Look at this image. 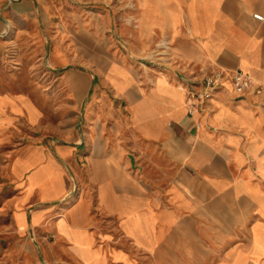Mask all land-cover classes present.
Wrapping results in <instances>:
<instances>
[{"label": "crops", "instance_id": "obj_1", "mask_svg": "<svg viewBox=\"0 0 264 264\" xmlns=\"http://www.w3.org/2000/svg\"><path fill=\"white\" fill-rule=\"evenodd\" d=\"M132 4V46L154 65H112L70 142L47 147L35 103L0 92L4 259L264 264V108L228 79L240 70L264 86V0ZM218 70L222 84L188 115V82Z\"/></svg>", "mask_w": 264, "mask_h": 264}, {"label": "rangeland", "instance_id": "obj_2", "mask_svg": "<svg viewBox=\"0 0 264 264\" xmlns=\"http://www.w3.org/2000/svg\"><path fill=\"white\" fill-rule=\"evenodd\" d=\"M132 6V0H0V92L24 93L35 103L47 147L70 142L63 134H74L77 125L84 130L92 91L112 65L132 71L154 65L152 51L140 55L132 46ZM67 75L77 81L69 90ZM10 251L0 250L2 262L18 264L17 250L4 259ZM29 251L38 262L37 250Z\"/></svg>", "mask_w": 264, "mask_h": 264}, {"label": "built area", "instance_id": "obj_3", "mask_svg": "<svg viewBox=\"0 0 264 264\" xmlns=\"http://www.w3.org/2000/svg\"><path fill=\"white\" fill-rule=\"evenodd\" d=\"M257 20H262L260 15H253ZM224 71L218 70L206 76L200 84L188 82L185 90L184 105L188 115L193 116L198 110L204 108L213 97L218 87L224 80ZM232 91L236 97L241 98L248 93H253L259 98L258 105L264 108V86L255 82L244 72L237 70L228 77Z\"/></svg>", "mask_w": 264, "mask_h": 264}, {"label": "water", "instance_id": "obj_4", "mask_svg": "<svg viewBox=\"0 0 264 264\" xmlns=\"http://www.w3.org/2000/svg\"><path fill=\"white\" fill-rule=\"evenodd\" d=\"M131 163L133 164V160L131 161Z\"/></svg>", "mask_w": 264, "mask_h": 264}]
</instances>
